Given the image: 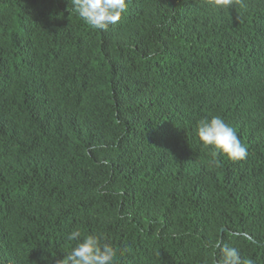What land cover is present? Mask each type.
<instances>
[{
  "label": "trees",
  "instance_id": "trees-1",
  "mask_svg": "<svg viewBox=\"0 0 264 264\" xmlns=\"http://www.w3.org/2000/svg\"><path fill=\"white\" fill-rule=\"evenodd\" d=\"M214 115L245 160L210 164ZM74 230L116 264H207L217 241L264 264V0H131L106 31L72 0H0V264H61Z\"/></svg>",
  "mask_w": 264,
  "mask_h": 264
},
{
  "label": "clouds",
  "instance_id": "clouds-1",
  "mask_svg": "<svg viewBox=\"0 0 264 264\" xmlns=\"http://www.w3.org/2000/svg\"><path fill=\"white\" fill-rule=\"evenodd\" d=\"M131 0H72L79 17L90 27L106 31L116 25L127 12ZM214 14L229 13L235 5L243 6V0H206ZM197 136L201 146L212 154L210 164L219 166L220 157L229 161H243L248 156L247 147L241 142L235 127L221 116L203 118L197 124ZM245 239L243 235L234 237ZM67 239L74 242L70 251L62 258L61 264H116L118 250L110 243L103 242L98 234H84L71 231ZM207 264H255L251 257H244L237 246L231 243L212 244Z\"/></svg>",
  "mask_w": 264,
  "mask_h": 264
}]
</instances>
